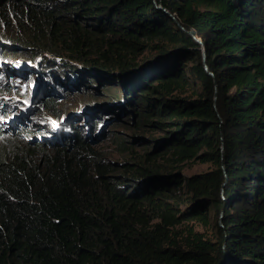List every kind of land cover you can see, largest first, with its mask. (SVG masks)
Instances as JSON below:
<instances>
[{
    "label": "trees",
    "instance_id": "trees-1",
    "mask_svg": "<svg viewBox=\"0 0 264 264\" xmlns=\"http://www.w3.org/2000/svg\"><path fill=\"white\" fill-rule=\"evenodd\" d=\"M11 14L37 66L118 83L141 132L121 163L97 122L0 142V264H264V0H0Z\"/></svg>",
    "mask_w": 264,
    "mask_h": 264
},
{
    "label": "rangeland",
    "instance_id": "rangeland-1",
    "mask_svg": "<svg viewBox=\"0 0 264 264\" xmlns=\"http://www.w3.org/2000/svg\"><path fill=\"white\" fill-rule=\"evenodd\" d=\"M0 26V142L10 138L20 142L33 138L45 141L46 137L53 138L58 133L52 134V131L65 129L73 121L89 133L88 128L97 122L91 135L94 144L105 151L107 160L111 162L121 163L126 159L127 155L121 152L118 141L141 131L135 128L137 118L133 119L132 114L118 108V99L122 97L119 96L121 88L118 83L100 76L97 78L95 73L87 72L80 62L70 64L84 70L81 78L75 80L69 75L72 69L67 63H54L48 54H45L47 62L37 66L24 43L13 42V39L19 41V38L26 40L32 37L33 27L22 24L18 14H11L8 22L0 21ZM88 75L93 76L91 80ZM48 97L56 100V109L62 113L60 118L54 117L44 107V100ZM21 128H26L28 133L34 128L36 133L26 134ZM151 134L161 136L163 133ZM135 151L142 152V149L136 147ZM212 167L209 162L191 161L180 170L184 175L191 176ZM186 205L183 203L181 208H186ZM189 222L195 224L196 229L204 230L201 223Z\"/></svg>",
    "mask_w": 264,
    "mask_h": 264
},
{
    "label": "water",
    "instance_id": "water-1",
    "mask_svg": "<svg viewBox=\"0 0 264 264\" xmlns=\"http://www.w3.org/2000/svg\"><path fill=\"white\" fill-rule=\"evenodd\" d=\"M190 33L198 40V42L200 43L201 47H202V50H203V55H204V58H206V51H205V46H204V42L202 41V39L200 37H198L196 35V32L195 31H190Z\"/></svg>",
    "mask_w": 264,
    "mask_h": 264
}]
</instances>
